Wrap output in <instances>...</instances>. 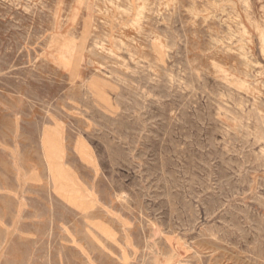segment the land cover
<instances>
[{
    "label": "rangeland",
    "instance_id": "374dc122",
    "mask_svg": "<svg viewBox=\"0 0 264 264\" xmlns=\"http://www.w3.org/2000/svg\"><path fill=\"white\" fill-rule=\"evenodd\" d=\"M0 264H264V0H0Z\"/></svg>",
    "mask_w": 264,
    "mask_h": 264
}]
</instances>
